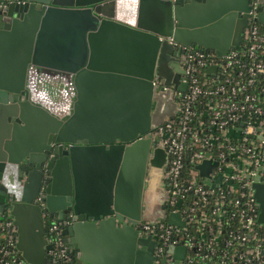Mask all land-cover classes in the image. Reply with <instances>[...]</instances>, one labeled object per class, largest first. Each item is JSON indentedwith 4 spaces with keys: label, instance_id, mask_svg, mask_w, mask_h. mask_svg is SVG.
<instances>
[{
    "label": "water",
    "instance_id": "obj_1",
    "mask_svg": "<svg viewBox=\"0 0 264 264\" xmlns=\"http://www.w3.org/2000/svg\"><path fill=\"white\" fill-rule=\"evenodd\" d=\"M249 9V0H0V220L11 215L29 264L53 263L47 216L70 220L63 234L79 264H99L88 241L109 247L111 264L152 263L154 241L137 221L183 224L176 213L164 216L167 151L149 132L175 114L176 91L185 89L176 65L183 55L168 39L222 55L239 46ZM60 14L69 19L65 60L42 61L41 40ZM57 68L67 73L65 94ZM94 79L132 91L127 122L106 127L105 137L78 113L80 83ZM81 151L101 155L107 173L100 197L85 194ZM210 166L198 164L203 173ZM253 187L264 221V183L256 179ZM177 250L181 256L183 247Z\"/></svg>",
    "mask_w": 264,
    "mask_h": 264
},
{
    "label": "built area",
    "instance_id": "obj_2",
    "mask_svg": "<svg viewBox=\"0 0 264 264\" xmlns=\"http://www.w3.org/2000/svg\"><path fill=\"white\" fill-rule=\"evenodd\" d=\"M260 0H249L238 47L222 55L169 38L184 59L176 112L149 132L165 147L164 216L140 219L154 241L151 264H264V221L253 182L264 183V24ZM208 160L203 173L198 164ZM69 219L45 217L52 264H72L63 234ZM16 226L0 220V264H29L16 247ZM171 246V247H170ZM177 246L183 247L178 255Z\"/></svg>",
    "mask_w": 264,
    "mask_h": 264
},
{
    "label": "crops",
    "instance_id": "obj_3",
    "mask_svg": "<svg viewBox=\"0 0 264 264\" xmlns=\"http://www.w3.org/2000/svg\"><path fill=\"white\" fill-rule=\"evenodd\" d=\"M58 25L50 27L48 33L45 34L43 40H41V45L44 46L45 51L40 56L42 61L49 60H65L62 57L66 52L65 48L67 44L70 43L68 37L69 30L66 27L68 25V17L63 14L59 16L56 15ZM55 18V16H53ZM75 21V17L73 18ZM67 20V21H66ZM76 17V23H77ZM51 23V24H56ZM62 25H65L63 27ZM65 29V30H63ZM74 33V32H73ZM73 42L76 41L73 35ZM54 42V44H53ZM50 46V47H49ZM57 47V50L53 51L52 49ZM46 48L48 49L46 51ZM45 53H48L45 54ZM60 57L53 58L54 54H57ZM40 67L46 71V68H49V65L42 64ZM62 67V66H61ZM4 69H11L10 66H4ZM59 71L60 78H64L60 82V92L65 94L67 92L68 84L65 82L66 70L65 68H57ZM45 76L50 75L49 71L45 72ZM41 85H46V83H41ZM80 95H81V105L79 106V115L82 114V122L89 124L93 127L95 131L101 136H107L106 127L111 125H118L119 119L121 123L127 122V117H129V104L127 101L129 98V93H132L130 87L127 86H118L111 82L109 79L105 80H93L91 84L80 83ZM65 97V95H64ZM128 106V107H127ZM85 119V120H84ZM100 153L97 151L85 152L81 151V160H80V177L84 183V191L88 197H100L104 189H102V179L105 178L107 173L106 168L103 167L100 162ZM102 175V176H101ZM88 252L91 259H95L99 264H111L113 261L111 256V251L109 247L103 245L102 242L93 243L88 241ZM74 256V254H73ZM75 258L76 264H79L78 258Z\"/></svg>",
    "mask_w": 264,
    "mask_h": 264
},
{
    "label": "flooded vegetation",
    "instance_id": "obj_4",
    "mask_svg": "<svg viewBox=\"0 0 264 264\" xmlns=\"http://www.w3.org/2000/svg\"><path fill=\"white\" fill-rule=\"evenodd\" d=\"M176 58H177V59H176V65L178 66V70L181 71V72H180L179 79H180V81H182L184 59H183V57H180V56H178V57H176ZM163 168H164V165L162 166V172H163ZM161 176H162V175H161ZM160 182H162L161 179H160ZM162 187H163V185H162ZM163 192H164V188H163ZM160 194H161V193H160ZM161 196H162V194H161Z\"/></svg>",
    "mask_w": 264,
    "mask_h": 264
},
{
    "label": "trees",
    "instance_id": "obj_5",
    "mask_svg": "<svg viewBox=\"0 0 264 264\" xmlns=\"http://www.w3.org/2000/svg\"><path fill=\"white\" fill-rule=\"evenodd\" d=\"M72 264H76L75 258L73 257V263Z\"/></svg>",
    "mask_w": 264,
    "mask_h": 264
}]
</instances>
